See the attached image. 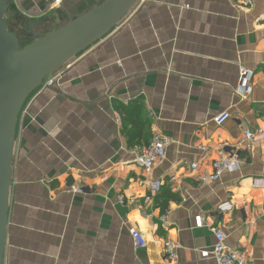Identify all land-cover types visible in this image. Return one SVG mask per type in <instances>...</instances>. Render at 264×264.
Instances as JSON below:
<instances>
[{
  "label": "crops",
  "instance_id": "1",
  "mask_svg": "<svg viewBox=\"0 0 264 264\" xmlns=\"http://www.w3.org/2000/svg\"><path fill=\"white\" fill-rule=\"evenodd\" d=\"M102 1L8 0L4 18L27 38L29 22L44 35ZM240 1L138 0L30 96L16 124L2 264H214L200 253L215 229L264 264V135L238 147L236 170L201 183L220 148L264 130V0ZM240 67L253 75L245 96ZM154 131L170 145L146 172L134 158ZM153 180L160 190L147 202Z\"/></svg>",
  "mask_w": 264,
  "mask_h": 264
},
{
  "label": "water",
  "instance_id": "2",
  "mask_svg": "<svg viewBox=\"0 0 264 264\" xmlns=\"http://www.w3.org/2000/svg\"><path fill=\"white\" fill-rule=\"evenodd\" d=\"M138 0H103L44 35L32 31L42 22H29L20 46L4 18L8 0H0V264L4 252L10 188L11 159L18 117L30 96L71 59L117 26Z\"/></svg>",
  "mask_w": 264,
  "mask_h": 264
},
{
  "label": "built area",
  "instance_id": "3",
  "mask_svg": "<svg viewBox=\"0 0 264 264\" xmlns=\"http://www.w3.org/2000/svg\"><path fill=\"white\" fill-rule=\"evenodd\" d=\"M255 0H241L240 5L245 8L252 6ZM54 75V74H53ZM53 75L49 76L41 88L52 87L55 84V77ZM252 72L246 68L240 67L238 70L239 84L242 96L248 95L251 92L250 81L252 79ZM229 114L222 113L214 118V124L216 126H221L227 119ZM264 135L263 129H257L256 132H251L250 130H244L242 133V139L229 151L226 148H220L218 153V159L212 163V173L201 178V183H213L217 182L224 172L234 171L238 166V152L239 148L242 147L244 150H249L251 145L254 143L256 136ZM170 145V140L154 131L151 135L149 144L141 149L134 158V163L139 168L146 172L152 170V168L160 164L166 156V150ZM202 152L206 151L205 147L200 148ZM192 171L197 169V164L193 163L190 165ZM161 183L159 181L153 180L146 182V188L148 190V196L145 197L147 202L151 201L153 196L156 195L160 190ZM74 193H81L79 189H73ZM222 208V207H221ZM220 208V209H221ZM213 236L215 238V243L208 252H201L203 258L209 256L212 258L214 264H249V253L247 250H234L226 246V239L221 230H213ZM132 239L134 241L135 248H142L146 245V241L142 235L138 232H132ZM176 245L168 244L167 254L170 258L175 259L176 254L174 250Z\"/></svg>",
  "mask_w": 264,
  "mask_h": 264
},
{
  "label": "rangeland",
  "instance_id": "4",
  "mask_svg": "<svg viewBox=\"0 0 264 264\" xmlns=\"http://www.w3.org/2000/svg\"><path fill=\"white\" fill-rule=\"evenodd\" d=\"M7 27H8V30L10 32H12L16 28L13 25L8 26V24H7ZM23 27H24V25L21 24V28H23ZM14 33H17V32H14ZM16 35L18 37L20 46H24V45H26V44H28V43H30V42H32L34 40L33 38H28V37L25 38V34L24 33H17Z\"/></svg>",
  "mask_w": 264,
  "mask_h": 264
},
{
  "label": "trees",
  "instance_id": "5",
  "mask_svg": "<svg viewBox=\"0 0 264 264\" xmlns=\"http://www.w3.org/2000/svg\"><path fill=\"white\" fill-rule=\"evenodd\" d=\"M119 114H120V118L122 120V122H126L127 120H129L127 118V110L125 108H118Z\"/></svg>",
  "mask_w": 264,
  "mask_h": 264
}]
</instances>
